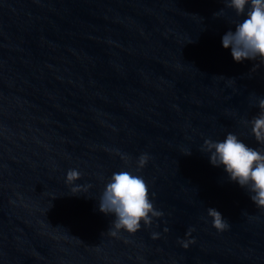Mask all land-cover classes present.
<instances>
[{"label": "water", "instance_id": "1", "mask_svg": "<svg viewBox=\"0 0 264 264\" xmlns=\"http://www.w3.org/2000/svg\"><path fill=\"white\" fill-rule=\"evenodd\" d=\"M243 18L222 0H0V264H264V209L199 150L229 132L261 147L240 119L264 62L222 46ZM121 169L163 216L113 237L99 198Z\"/></svg>", "mask_w": 264, "mask_h": 264}, {"label": "clouds", "instance_id": "2", "mask_svg": "<svg viewBox=\"0 0 264 264\" xmlns=\"http://www.w3.org/2000/svg\"><path fill=\"white\" fill-rule=\"evenodd\" d=\"M226 8L232 9L237 18L232 24L235 30H228L222 36V46L231 49V55L236 62L244 60L256 61L258 58L264 62V0H222ZM216 18L225 15L222 8L213 14ZM234 79H229L233 82ZM254 95V94H253ZM259 108L258 114L250 120L241 118L240 124L250 127V133L261 146L250 147L237 134L227 133L223 140L206 138L200 151L209 157L211 165L223 167L230 181L238 183L249 193L251 201L257 208L264 209V97L258 98L255 105ZM190 155L191 151L183 153ZM121 159L128 164L130 158L122 155ZM149 156L145 153L139 156L135 172L138 173L145 167ZM81 178V173L76 169H69L66 174V183L74 185ZM91 185H76L71 187L72 194L87 193ZM154 196V193L152 194ZM99 210L114 216L107 234L116 237L119 232L125 231L135 234L141 225L150 227L153 220L163 216L150 199L149 186L143 176L133 171L121 169L113 172L108 178L105 188L99 198ZM207 216L211 218L212 227L218 232L230 228V223L215 208H207ZM168 231L167 228L164 230ZM194 229L190 228V236ZM153 239H158V233H152ZM185 249L194 240H178Z\"/></svg>", "mask_w": 264, "mask_h": 264}]
</instances>
